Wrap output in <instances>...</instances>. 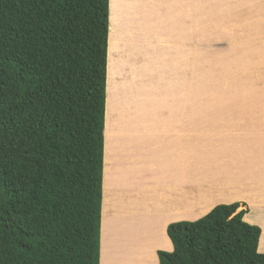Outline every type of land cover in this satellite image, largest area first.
I'll use <instances>...</instances> for the list:
<instances>
[{
	"label": "trees",
	"instance_id": "16d2710c",
	"mask_svg": "<svg viewBox=\"0 0 264 264\" xmlns=\"http://www.w3.org/2000/svg\"><path fill=\"white\" fill-rule=\"evenodd\" d=\"M108 3L0 0V264H99ZM238 207L169 223L158 264H264Z\"/></svg>",
	"mask_w": 264,
	"mask_h": 264
},
{
	"label": "rangeland",
	"instance_id": "374dc122",
	"mask_svg": "<svg viewBox=\"0 0 264 264\" xmlns=\"http://www.w3.org/2000/svg\"><path fill=\"white\" fill-rule=\"evenodd\" d=\"M108 10L109 53L120 58L113 78L124 95L119 105L128 102L125 111L138 105L127 87L137 76L144 82L132 94L146 99L145 114L168 99L169 109L184 110L188 91L194 209L235 194L254 203L264 219V0H113ZM181 87L182 103L174 93ZM125 111L122 120L139 118ZM234 202L249 209L245 200Z\"/></svg>",
	"mask_w": 264,
	"mask_h": 264
},
{
	"label": "crops",
	"instance_id": "0c3cea01",
	"mask_svg": "<svg viewBox=\"0 0 264 264\" xmlns=\"http://www.w3.org/2000/svg\"><path fill=\"white\" fill-rule=\"evenodd\" d=\"M108 1L110 9L111 0ZM108 18L110 20V12ZM109 46L110 38L109 42L107 41L106 56L99 264H102L104 226L108 229L107 238L110 239L108 246L110 264H138L137 261L158 264L157 251L173 249L166 232L170 222L198 219L217 203H231L241 199L247 203L250 201L235 194L219 195L209 198L194 209L188 91L184 92V110L176 109L175 106L169 109L168 99L166 106L159 110L155 107L151 113L148 109V113L145 114L148 108L146 99L139 97L137 93L132 94L135 86L140 81L142 84L144 78L140 80V77H135L134 84L127 87L128 89L133 87L132 93L128 96L138 105L135 104L131 110L125 111L130 104L122 100L125 102L124 105L122 101L119 105V97L124 95L120 94L119 80L116 79L117 88L113 83L120 58L110 55ZM110 57L116 60L113 67L109 62ZM145 85L146 83L143 86ZM122 88L127 89L124 86ZM174 93L178 94V98L181 96L182 103V87L180 93L177 91ZM153 99L154 97L151 98L152 101ZM177 110L181 116L185 115L186 124L180 125L175 116ZM124 111L131 115V118L133 114L139 118H135V121L122 120ZM154 113L159 116L158 120L155 119ZM180 130L184 131V135H180ZM257 215L258 219L264 220L262 215L258 213ZM254 224L260 226L259 223ZM135 245L139 250L134 249ZM117 248L120 250H116ZM258 251L264 253L259 249V243ZM116 253H120V256H116Z\"/></svg>",
	"mask_w": 264,
	"mask_h": 264
},
{
	"label": "bare ground",
	"instance_id": "6f19581e",
	"mask_svg": "<svg viewBox=\"0 0 264 264\" xmlns=\"http://www.w3.org/2000/svg\"><path fill=\"white\" fill-rule=\"evenodd\" d=\"M111 5L113 7V0H111ZM113 11V9H112ZM112 47V45H110ZM110 46H109V51H110ZM248 206H249V211L246 213V216L244 217L245 220L249 223H259V227L261 228V235H260V240H259V249L264 251V223H263V220L261 219H258V210H257V207L255 206L254 203H251L249 202L248 203ZM258 219V221H257ZM108 233V229L107 227L104 226V231H103V248H102V264H110V259H111V256H110V253H109V240L107 238V235Z\"/></svg>",
	"mask_w": 264,
	"mask_h": 264
},
{
	"label": "flooded vegetation",
	"instance_id": "af4514ba",
	"mask_svg": "<svg viewBox=\"0 0 264 264\" xmlns=\"http://www.w3.org/2000/svg\"><path fill=\"white\" fill-rule=\"evenodd\" d=\"M137 77H139V76H137ZM150 79H151V77H148V80H150ZM138 85H141V81H140V83Z\"/></svg>",
	"mask_w": 264,
	"mask_h": 264
},
{
	"label": "clouds",
	"instance_id": "9594fccd",
	"mask_svg": "<svg viewBox=\"0 0 264 264\" xmlns=\"http://www.w3.org/2000/svg\"><path fill=\"white\" fill-rule=\"evenodd\" d=\"M225 204H228V203H225ZM246 213V212H245ZM244 216V215H243ZM99 263H100V261H99Z\"/></svg>",
	"mask_w": 264,
	"mask_h": 264
}]
</instances>
